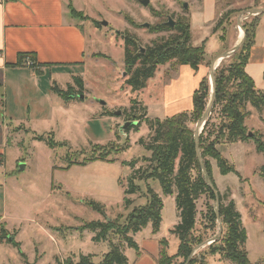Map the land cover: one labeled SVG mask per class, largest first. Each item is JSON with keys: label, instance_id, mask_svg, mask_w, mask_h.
I'll use <instances>...</instances> for the list:
<instances>
[{"label": "rangeland", "instance_id": "rangeland-1", "mask_svg": "<svg viewBox=\"0 0 264 264\" xmlns=\"http://www.w3.org/2000/svg\"><path fill=\"white\" fill-rule=\"evenodd\" d=\"M148 1L149 4L145 7L140 0H80L79 4L88 19L84 20L82 26L78 20L74 24L87 39L84 63L50 67L46 69V73L38 70L40 98L37 103V119L30 123L25 119L20 124L11 125L14 131L9 129L6 133L8 150L4 154V160L0 158V237L3 239L0 264H65L67 261L79 264L81 256L90 257L88 260L91 264H100L104 255L109 253L110 244L120 248L129 264H135L138 258L135 250L128 248L125 242H120L115 232H107L104 240L93 242L92 236L98 232H82L81 227L87 223L105 222V219L120 227L124 226L134 208L148 203L149 188L163 203L160 233L166 238L167 254L170 257L176 254L179 242L171 234L179 224L175 196H164L157 181L145 179L149 164L144 159L150 157V152L139 145L141 139L147 141L150 135L146 121L163 120L164 114L171 112L165 105L163 86L175 78L176 69L169 64L147 82L145 96L141 98L139 105V108H144L141 113L144 116L137 128L130 125L122 130L124 124L133 123L129 116L131 106L128 99L132 91L122 88L130 76L126 74L123 52L113 45L112 38L116 33H128L135 37L143 49L171 34L152 33L149 29L153 25L167 22L168 18L173 22L180 18L191 19L193 28L201 30L205 36L203 41L207 40L204 50L205 65H209L230 48L232 32L236 33L235 39H242L243 31H238L235 20L238 18L242 28V23L249 22L253 17L246 12L262 7H248L257 0H206L207 6L204 9L202 0H198L200 11L197 13L192 5L194 0ZM229 5L236 13L232 14V20L226 19L223 24L225 28L209 30L208 26H204V12L208 17L212 13V18L215 19ZM221 17L216 20L217 23ZM244 18L247 19L243 20ZM103 23L107 26H102ZM257 34V48L252 53L247 71L254 80L256 90L264 92V14ZM197 40L195 33L191 45L202 46ZM95 53L103 56L92 58ZM228 62L226 60L222 63ZM76 78L82 81V93L75 83ZM53 86L62 91L71 87L74 93L70 98L53 95L54 108L51 109L46 99L48 95L51 97L50 88ZM26 87L29 89L32 85ZM185 91L181 104L183 108L191 104L193 94L190 86H186ZM1 94L0 89V96ZM2 100L1 97L0 109H3ZM42 101L47 105L41 104ZM246 112H249L245 120L246 128L261 135L264 141V109L259 111L247 105ZM47 118L50 122L46 121ZM3 120L4 117L0 116V122ZM9 121L10 119L8 123ZM220 122L219 113H215L210 125L217 127ZM191 127L195 131L196 125ZM50 141L56 143L54 149L48 147L47 143ZM14 145L20 154L18 149L10 147ZM96 146L104 150L95 148ZM113 147L116 148L115 151L118 148L122 151L114 153ZM216 150L236 171L221 175L216 161L209 159L216 190L222 203L227 205L233 202L240 215L242 228L247 235L245 249L249 263L264 264V178L260 176L261 169L264 168V154L257 152L253 141L219 143ZM107 151L108 158L99 160L100 153ZM94 155L98 160L79 165ZM18 159L20 163L16 162ZM71 161L77 164L68 168ZM7 174L11 176L7 177ZM130 180L137 187L132 195L125 194ZM126 199L129 204L125 203ZM89 202L98 204L102 212L91 208ZM209 206L216 213V202L210 200L208 195L201 196L196 203L197 216L193 235L200 236L203 242L193 247L191 258L184 264H234L219 254L208 253L210 245L219 247L223 233L221 221L218 219L213 225L206 215ZM147 227L150 230L151 224ZM146 232L144 229L142 235L130 237L139 246L142 256L150 257L149 251L143 247ZM6 237L20 245V252L7 243L8 239H4ZM154 240L153 238L152 241ZM189 259L193 261L190 262ZM182 262L183 259L176 258L170 264Z\"/></svg>", "mask_w": 264, "mask_h": 264}, {"label": "trees", "instance_id": "trees-1", "mask_svg": "<svg viewBox=\"0 0 264 264\" xmlns=\"http://www.w3.org/2000/svg\"><path fill=\"white\" fill-rule=\"evenodd\" d=\"M234 12L229 11L222 15L214 29L217 30L221 27ZM70 13L75 18L85 20L82 13H78L73 9ZM260 16L252 17L249 22L242 23L241 26L244 31L242 46L227 59L229 60L228 63H221L214 72L215 100L211 114L198 137V150L202 163L199 162L197 157L194 131L191 125H196L201 120L213 96V94H210L211 86L208 77L200 81L198 89L193 93L192 110L190 112H181L163 120L146 121L150 130L149 138L147 141H144V139L139 141V145L145 151L150 152V157L144 159L149 164L145 179L157 181L164 196H175V205L179 216V224L171 231V234L175 235L179 242L176 254L171 257L168 256L166 251L167 242L165 240L161 241L162 251L159 264L163 262L170 264L176 258L183 259L184 262L181 264H184L190 257L193 247L203 242L200 236L193 235V231L197 216L196 203L200 197L208 195L210 200L216 202V197L205 178L206 174L215 187L209 159L216 161L221 175L236 173L234 167L229 165L216 150V145L219 143L236 144L253 141L257 152L264 154V141L261 135L248 131L245 126V120L249 116V112H246L247 105L259 111L264 109V92L256 90L253 80L245 72L251 49L254 46V35ZM149 30L152 33L171 32V34L143 48L144 53H142V48L135 37L130 36L128 33H116L112 38L113 45L123 52L126 74L130 76L123 83L122 88L132 91L128 98L131 106L129 116L134 123L132 128H137L140 119L144 116L141 115L144 108H139V105L141 104V98L145 96L147 82L154 79L165 66L169 64L175 68L187 66L193 71H197L199 67L205 65L204 45L200 47L191 45L189 20L180 18L179 21L175 22L173 28L163 22L153 25ZM27 57L29 55H20L16 65H22L23 60ZM75 83L82 93L81 79L76 78ZM52 92L62 98H70L74 93L71 87L66 91H62L56 86L52 87ZM215 113H219L221 118V122L217 127L210 125L211 117ZM47 145L50 149L56 147V143L53 141H50ZM95 148L104 150L98 146ZM115 149L112 152L122 151L121 148L116 151ZM108 155V151L101 152L99 160H106ZM95 160H98V158L94 155L93 158L85 159L79 165L83 166ZM75 164L77 163L71 161L68 168ZM260 176L264 178V168L261 169ZM136 191L137 187L130 180V186L125 194L132 195ZM148 197L149 201L145 206L136 207L130 212L124 226L120 227L116 225L117 223L107 222L105 219V222L98 221L85 224L81 227L82 232H98L93 237V242L104 240L103 238L106 237L107 232H115L119 236L120 242H125L128 248L138 251V246L130 235L138 234L148 224H151L152 233L156 234L159 232L162 221L163 203L160 197L150 188L148 189ZM218 200L221 203L218 206L219 218L210 206L207 208L206 215H208L213 225L218 219L221 221L223 233L219 247H215L213 244L210 245L208 253L219 254L223 259L234 264H250L245 249L247 235L245 229L242 228L240 215L236 211L233 202L224 205L219 194ZM125 203L129 204L128 199ZM88 205L94 210L102 212L98 204L89 202ZM2 240L0 237V245ZM7 241L20 252L18 243L9 239ZM89 258L81 256L79 264H91ZM192 261L193 259L190 260V262ZM65 264H71V262L67 261ZM100 264H127V259L118 246L110 244L109 253L104 255Z\"/></svg>", "mask_w": 264, "mask_h": 264}, {"label": "crops", "instance_id": "crops-1", "mask_svg": "<svg viewBox=\"0 0 264 264\" xmlns=\"http://www.w3.org/2000/svg\"><path fill=\"white\" fill-rule=\"evenodd\" d=\"M79 2L80 0H0V89L2 90L0 100L1 97L3 99V109H0V116L4 117L3 122H0V158H3V160L5 158L4 154L9 146L6 133L9 129H11L12 132L14 131L11 125H14V123L20 124L25 119L28 123H30L31 120L34 122L35 118L37 119L39 105L37 103L40 98L38 95L40 78L37 77V70L41 69L43 73H46V69L50 67H65L84 63L87 39L77 30L74 24L78 20L80 21V26H82L84 20L75 18L70 13L71 9H73L84 15ZM253 4L252 2L248 7L252 8L254 6L257 8L261 6L263 8L264 0H257V2ZM192 5L194 6L195 12L198 10L200 11L198 0H194ZM202 5L205 9V6H207L206 0H202ZM238 5L239 4H236V6ZM230 7L229 5L222 9L215 19L212 18V13L211 16L208 17L204 12L202 16L204 26H208L209 30L210 28H215V24L217 23L216 20L222 16L223 12L227 10L232 11ZM233 15L229 16L228 19L232 20ZM262 15L259 17L258 25L255 30L254 46L251 49L250 59L252 53L255 52L257 48V31L261 23ZM84 19L86 20L88 17L84 15ZM235 22V24L239 26L238 18ZM189 24L191 40H193V36H195L196 33L198 43L204 45L205 50V43L207 40L203 41V37L205 36H203L202 31L198 30L196 27L193 28L191 19L189 20ZM221 27L225 28L223 25ZM199 28L201 29V26H199ZM235 34L234 32L231 33L230 48L221 56L216 57L208 66L202 65L197 71H193L187 66L175 68V78L167 85L163 86V89H165L166 108L170 109L172 112H166L164 114L165 118L192 110V99L191 104H189L187 108H183L181 105L185 98V87L190 86L194 93L198 89L200 81L205 77H210V69L213 64L219 61L215 66V72L222 62L229 59L226 58L222 60L221 57L234 50L244 37L243 34L242 39L237 40L235 39ZM25 54L29 55V57L23 60L22 65L17 66L16 63L18 62L19 56ZM101 56L103 55L95 53L91 57L101 58ZM26 61L31 62L33 66L27 67L25 65ZM247 65L245 67V72L252 79L247 71ZM29 84H31L32 87L28 89L26 85ZM50 94L51 97L48 95L46 100H48V106L52 109L54 108L52 96H55V94H53L52 90ZM13 101L15 104H13ZM40 103L47 105L44 101ZM23 109L26 110L23 111ZM169 113H171L170 116H167ZM30 117H32V119H30ZM9 119L10 121L8 123ZM46 121L50 122V119L47 118ZM10 147L18 149L15 145ZM18 153L20 154L19 149ZM16 162L20 163L21 161L18 159ZM13 174L14 172L12 176ZM8 176L11 175L7 174V177ZM161 225L159 232L156 234H153L152 229L149 230V227L145 228L147 232L146 236L143 238V247L149 251L151 256H142L139 252V246L137 245L138 251L135 252L138 257V262L136 261L135 264H159L160 253L162 251L161 241L166 239L161 236ZM143 231L144 229L135 235H142ZM93 237L94 236H92V238ZM153 238L155 239L154 241H152ZM126 259L127 264H129L127 257Z\"/></svg>", "mask_w": 264, "mask_h": 264}, {"label": "water", "instance_id": "water-1", "mask_svg": "<svg viewBox=\"0 0 264 264\" xmlns=\"http://www.w3.org/2000/svg\"><path fill=\"white\" fill-rule=\"evenodd\" d=\"M140 3H141V5L147 7L148 4H149V1L148 0H140ZM246 13L248 15H252V16H259V15L264 14V8L247 11ZM166 24L169 27H172L173 28L174 25H175V22H173L170 18H168V21L166 22ZM102 26H107V24L106 23H103ZM144 26L145 27H148L147 24H145ZM239 27H240V25H239ZM242 31H243V29H242ZM243 34H244V31H243ZM243 41H244V37L238 43V45L235 47L234 50H232L231 52H229L226 55L222 56L221 59L223 60V59H226V58H230L234 54V52L236 50H238L242 46ZM141 51H142V53H144V49H141ZM214 69H215V64H213L211 66V69H210V78H209L210 79V86H211V90H212L213 96L211 97V99L209 101V104H208V107H207L205 113L203 114L201 120L196 124L195 131H194L195 143H196V148H197V157H198L200 163H202V161H201L200 154H199V150H198V137L201 134V132L203 131V127H204V125H205L208 117L211 114V109H212V106H213L214 100H215V97H214V93H215ZM124 75L125 74H123V76ZM133 124L134 123H131V122L124 124L123 127H122V130H126L130 125H133ZM205 178L207 180L208 186L211 188V190L213 191V193H214V195L216 197V206L218 207L219 206L218 192L215 189V187L213 186V184L211 183V181L208 179V176L206 174H205ZM216 216H217V218H219L218 210H216ZM9 240L11 241L12 239H9ZM190 258H191V256H190Z\"/></svg>", "mask_w": 264, "mask_h": 264}, {"label": "built area", "instance_id": "built-area-1", "mask_svg": "<svg viewBox=\"0 0 264 264\" xmlns=\"http://www.w3.org/2000/svg\"><path fill=\"white\" fill-rule=\"evenodd\" d=\"M247 18H244L243 20H246ZM237 29H238V31L240 32V30H241V28L238 26L237 27ZM25 65L27 66V67H32L33 66V64L31 63V62H29V61H26L25 62Z\"/></svg>", "mask_w": 264, "mask_h": 264}]
</instances>
